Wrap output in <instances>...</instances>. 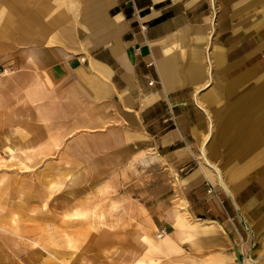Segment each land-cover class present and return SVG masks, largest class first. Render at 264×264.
Segmentation results:
<instances>
[{"label":"crops","instance_id":"obj_1","mask_svg":"<svg viewBox=\"0 0 264 264\" xmlns=\"http://www.w3.org/2000/svg\"><path fill=\"white\" fill-rule=\"evenodd\" d=\"M28 1L52 77L36 90L62 132L92 135L90 148L116 167L147 153L141 164L155 163L159 181L206 220H195L206 243L225 227L264 264V168L221 178L204 148L218 116L222 138L264 148L261 123L246 124L264 103V0Z\"/></svg>","mask_w":264,"mask_h":264},{"label":"rangeland","instance_id":"obj_2","mask_svg":"<svg viewBox=\"0 0 264 264\" xmlns=\"http://www.w3.org/2000/svg\"><path fill=\"white\" fill-rule=\"evenodd\" d=\"M30 9L28 0H0V264H242L245 255L258 260L254 247L246 253L242 238L234 240L225 227L206 243L195 231L197 224L207 226L195 220H206L159 181L155 163L141 164L147 153L116 167L106 153L90 148L92 135L62 132L36 90L38 84L43 92L51 89L52 77ZM251 91L247 87L246 94ZM258 106L259 116L246 124L260 122L264 129V103ZM213 119L204 148L221 178L232 167L264 168V148L241 150L232 137H221L226 117Z\"/></svg>","mask_w":264,"mask_h":264},{"label":"bare ground","instance_id":"obj_3","mask_svg":"<svg viewBox=\"0 0 264 264\" xmlns=\"http://www.w3.org/2000/svg\"><path fill=\"white\" fill-rule=\"evenodd\" d=\"M250 261V259H247V262L245 264H247ZM252 261V260H251ZM251 263H254V261H252Z\"/></svg>","mask_w":264,"mask_h":264},{"label":"built area","instance_id":"obj_4","mask_svg":"<svg viewBox=\"0 0 264 264\" xmlns=\"http://www.w3.org/2000/svg\"><path fill=\"white\" fill-rule=\"evenodd\" d=\"M211 192H212V190H211ZM253 264H255V262Z\"/></svg>","mask_w":264,"mask_h":264}]
</instances>
